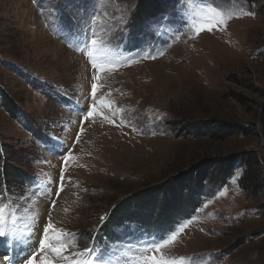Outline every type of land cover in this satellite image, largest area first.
<instances>
[{
	"label": "rangeland",
	"instance_id": "rangeland-1",
	"mask_svg": "<svg viewBox=\"0 0 264 264\" xmlns=\"http://www.w3.org/2000/svg\"><path fill=\"white\" fill-rule=\"evenodd\" d=\"M141 1L0 0L1 262L264 264V0H165L151 31Z\"/></svg>",
	"mask_w": 264,
	"mask_h": 264
},
{
	"label": "snow or ice",
	"instance_id": "snow-or-ice-1",
	"mask_svg": "<svg viewBox=\"0 0 264 264\" xmlns=\"http://www.w3.org/2000/svg\"><path fill=\"white\" fill-rule=\"evenodd\" d=\"M69 4L74 5L76 3V0H68ZM131 12H134V9L130 10V15L128 17V20L125 21V24L122 26L124 29L127 28L128 23L131 22ZM166 13H161L159 16H153L148 18L145 23H144V29L145 31H151L152 28L158 24H160L163 20H165L167 18ZM92 17H89V19L91 20ZM209 31L211 30L210 28L208 29ZM94 35V34H93ZM97 43V41L95 39L91 40V44L95 45ZM92 54L89 52V56H91ZM93 65H95V60L93 59L92 61ZM97 77H94V79H96ZM92 88V97L95 99L97 96V85L95 83H93L91 85ZM96 108V104L93 103L92 105V109L93 111ZM93 111H89L88 112V116L93 115ZM88 117H84V119H87ZM83 129H81L82 131ZM57 147V145H54L53 150H55V148ZM59 147H62V145H59ZM67 157H65V161H67ZM61 181H63V175L61 176ZM105 217H101V220H104ZM4 212L3 209L0 208V225H2L4 223ZM54 226L52 225L51 221H49L48 224L45 225L44 229H43V238L39 240V252L40 253H44V252H52L55 253L56 255L60 256L62 255L65 251H66V247L64 244L60 243L61 240V235L57 234L55 236V241L56 243H50V236L49 233L50 232H54ZM0 238H4L5 240H7V233L5 232V230L3 228H0ZM174 239V237H173ZM23 251V249H22ZM95 251L94 247L85 249V251L83 253H79V255L81 256H86V255H90L91 252ZM29 256H31V259H27L26 260V264H36V259L35 257L38 255L37 252H29L28 253ZM10 259V258H8ZM154 261V264H168L167 261L164 260H156L155 257L153 256L151 258ZM0 264H3V262H0ZM40 264H53L52 260H49L47 257H45L44 259H42L40 261ZM76 264H81V262L77 261Z\"/></svg>",
	"mask_w": 264,
	"mask_h": 264
},
{
	"label": "trees",
	"instance_id": "trees-1",
	"mask_svg": "<svg viewBox=\"0 0 264 264\" xmlns=\"http://www.w3.org/2000/svg\"><path fill=\"white\" fill-rule=\"evenodd\" d=\"M151 1H155V0H143L141 2H144L146 3L144 5L143 3V7H141L140 9H142V12H139V14L135 16H133L132 18V22L135 21V23L137 24H140L142 23L143 21H145L146 19L152 17V15H155L156 12L155 10H160L161 7H163V5L166 4V1L165 0H159L161 1L160 4H157V3H152L151 5L148 4V2H151ZM247 1H255V0H247ZM138 12V11H137ZM132 24V23H131ZM2 97L3 99V93H2V90H0V98ZM2 99L0 100L2 102ZM10 99V98H9ZM5 101L8 103V98L6 96V99ZM11 101V99H10ZM6 108L7 111L9 112H14V105H10V106H4ZM258 124L262 127H264V106L262 107L261 111H260V114H259V117H258ZM256 125H254V128H255ZM240 130H244V131H247L246 129H240ZM223 136V134H221ZM221 135H217L218 137H221ZM238 161L239 162H242L243 165H245L247 167V169L245 170V175L243 177V181H242V185L243 187H245V189H253L255 188L254 190L257 189V187L260 186V184L262 183V178L260 176V173L257 169V153L256 151H253V150H250V151H243L239 154V157H238ZM214 166L213 167H216L215 168V172L218 173V177H220V179L222 178L223 180V176L226 174V164L225 163H222V162H214ZM6 174V171H3L2 170V174ZM197 174V173H196ZM193 177V178H189L190 180H192L191 182H193L194 184L196 182H198V185H200L201 183V180H202V172H199V174L196 176ZM209 179V178H208ZM219 179V178H218ZM221 180V181H222ZM220 180L216 181V182H221ZM213 182V181H212ZM184 185V184H183ZM182 185V186H183Z\"/></svg>",
	"mask_w": 264,
	"mask_h": 264
}]
</instances>
